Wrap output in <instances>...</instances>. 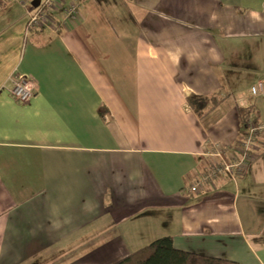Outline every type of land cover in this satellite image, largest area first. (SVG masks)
I'll use <instances>...</instances> for the list:
<instances>
[{"label": "crops", "instance_id": "obj_1", "mask_svg": "<svg viewBox=\"0 0 264 264\" xmlns=\"http://www.w3.org/2000/svg\"><path fill=\"white\" fill-rule=\"evenodd\" d=\"M80 3L27 30L32 7L0 0V264H110L164 235L264 264V136L237 180L188 190L206 142L239 140L238 106L264 118V0ZM190 95L220 101L202 117Z\"/></svg>", "mask_w": 264, "mask_h": 264}, {"label": "built area", "instance_id": "obj_2", "mask_svg": "<svg viewBox=\"0 0 264 264\" xmlns=\"http://www.w3.org/2000/svg\"><path fill=\"white\" fill-rule=\"evenodd\" d=\"M27 6L32 0H17ZM81 0H39L38 5L27 9L26 28H42L54 23L53 13L63 12V23L77 21L80 18ZM11 93L21 102H27L34 93V82L23 73H14L10 76ZM252 96H264V77L258 79L251 86ZM246 135L233 144L225 142H206L202 152L205 159L204 171H197L194 182L188 190L192 194L205 192L214 186L220 174H225L237 180L248 168L253 157V149L261 136H264V118H257L254 112L246 119Z\"/></svg>", "mask_w": 264, "mask_h": 264}, {"label": "trees", "instance_id": "obj_3", "mask_svg": "<svg viewBox=\"0 0 264 264\" xmlns=\"http://www.w3.org/2000/svg\"><path fill=\"white\" fill-rule=\"evenodd\" d=\"M31 6L33 4L31 3ZM190 107L199 115H204L209 109L219 103L216 96L190 95L187 98ZM239 131L242 139L247 132L246 119L253 111V106H238ZM103 113V110H102ZM256 117H258L256 115ZM110 264H238L237 262L221 257L186 251L174 246L172 236L164 235L152 240L129 254L111 262Z\"/></svg>", "mask_w": 264, "mask_h": 264}, {"label": "rangeland", "instance_id": "obj_4", "mask_svg": "<svg viewBox=\"0 0 264 264\" xmlns=\"http://www.w3.org/2000/svg\"><path fill=\"white\" fill-rule=\"evenodd\" d=\"M102 257V256H101ZM114 257H116L115 259H117V257L118 256H114ZM97 258V256H91V259L93 260V259H96ZM109 259H110V256H108V258H106L105 260H102L101 262L99 261V264H106L107 263V261H109ZM112 259H114V258H112ZM109 264V263H108Z\"/></svg>", "mask_w": 264, "mask_h": 264}, {"label": "water", "instance_id": "obj_5", "mask_svg": "<svg viewBox=\"0 0 264 264\" xmlns=\"http://www.w3.org/2000/svg\"><path fill=\"white\" fill-rule=\"evenodd\" d=\"M38 3H39V0H32V4H33L34 6L38 5Z\"/></svg>", "mask_w": 264, "mask_h": 264}]
</instances>
